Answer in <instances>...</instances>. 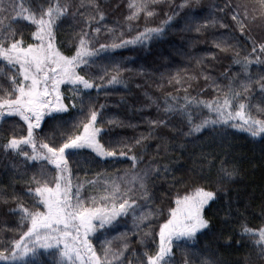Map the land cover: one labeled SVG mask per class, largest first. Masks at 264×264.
<instances>
[{"label": "snow or ice", "instance_id": "1", "mask_svg": "<svg viewBox=\"0 0 264 264\" xmlns=\"http://www.w3.org/2000/svg\"><path fill=\"white\" fill-rule=\"evenodd\" d=\"M157 3L159 0H133L129 4L131 11L127 21L139 20L141 13L148 18L155 16L152 8ZM258 4L264 15V0H258ZM187 6V3L181 5L182 8ZM73 7L70 0L66 3L55 0L54 5H49L46 9L38 7L33 10L30 5L26 7L23 0L18 4L11 0L4 4L0 0V61L4 63V67H0V78L7 84L5 86V83H0V121L6 116L19 117L27 125L26 135L19 138L13 135L3 145V151L6 155L14 153L24 161L40 162L42 165L39 172L31 177L30 182L35 186L28 188L31 207H26L20 197L16 196L14 199L18 207L9 209L19 215L18 226L24 229L19 239L13 242L10 254L0 252V260H10V264H48L49 258L52 259V264H133V261L125 257L129 249L126 234H121L124 237L122 248L117 250L112 247L111 242H106L107 247L102 245L103 251L100 254L91 237L97 233L103 235L105 230L114 227L118 220L129 215L137 228L149 220L153 215L152 211L140 215H137V211L153 199L151 185L161 171H171L167 166L158 167L152 161L145 163L144 159L147 153L144 141L153 136L156 128H168L167 119L150 121L153 132L135 139L134 143L124 139L101 142L109 135L112 127L123 126L124 122L115 118L104 119L102 112L105 105H97L89 93L98 92L106 84H121V62H114L112 73L105 69V74L99 77V81L88 69L96 63L102 52L129 45L147 46L151 41L163 38L166 27L172 23V17L160 27H145L144 31L130 40L123 38V32L116 35L115 29H105L114 39L111 44L101 43L96 48L93 40L102 32V22L105 21L103 11L95 0H90L87 4L85 0H81L77 13L71 11ZM85 7L93 8L95 14L81 21L83 26L77 33L74 48L69 50V54H65L56 44L57 28L68 17L78 20L83 15L79 13V8ZM232 7L234 12L231 18L239 26L241 35H244L250 30L246 6L235 4ZM241 8L245 11L241 12ZM21 20L34 27L31 42H26L23 30L14 26ZM251 20H256V17H251ZM93 21L96 22L95 25ZM190 27L200 31L201 28L208 27V24L198 26L193 21ZM216 47L221 51H228L236 46L227 39H220L216 42ZM252 51L264 56V41L259 43V48L253 44ZM235 63L242 67L243 79L233 78L225 86H218L217 96L211 102L189 100L187 97L184 98L183 105L176 97L172 98L176 101L174 104L165 101V116H178L182 118L180 123L187 122L189 130L186 133L176 127L179 135L193 136L207 131L210 135L218 134L223 137L227 129L237 128L253 138L259 137L264 145V106H257L253 112L251 97L253 83H258L264 94V77L257 81L249 71L253 64H264V59L257 57L254 60L249 56L241 58L240 53L236 52ZM204 79L207 81L210 77L205 76ZM176 83L180 84V80L177 79ZM65 85L73 93L70 102H66L62 91ZM193 106L207 109L215 118L209 116L195 123L193 112L188 110ZM73 109L77 110L76 118H71ZM65 116L69 119L66 120ZM57 121L59 123H55ZM50 122V134L41 138L37 130L43 132ZM157 139L160 142L154 147L159 154L165 149L167 139L164 136H158ZM25 146L30 147L31 153ZM138 147L144 151L137 152ZM85 150L105 161L123 157L131 160L132 164L122 176L118 174L115 178H105L100 185L102 195L85 197L82 185H73L72 166L69 162L70 157L78 156ZM203 158L207 159L206 156ZM226 164V159L220 161L213 178L210 173L214 165L209 162V173L199 176L200 181H208L209 184L193 187L190 194L177 195L175 207L170 209L159 228V243L155 253L146 250L143 259L133 253L135 264H170L174 246L191 249L192 254L196 253L199 238L213 229L205 210L218 200L219 193L225 191L224 186L233 181L237 174L234 165L229 169ZM48 165L55 169L52 179H48ZM12 167L16 170L15 165ZM88 183L95 186L98 181ZM210 186L215 190H211ZM141 201L145 203L142 205ZM4 202L8 203V200L5 198ZM162 212V209H157L155 214ZM147 235L149 233H144V236ZM242 235L258 237V258L264 261V229L245 227ZM141 241L143 242V236ZM201 256V264H224L216 258L218 253L211 248L201 252Z\"/></svg>", "mask_w": 264, "mask_h": 264}, {"label": "trees", "instance_id": "2", "mask_svg": "<svg viewBox=\"0 0 264 264\" xmlns=\"http://www.w3.org/2000/svg\"><path fill=\"white\" fill-rule=\"evenodd\" d=\"M8 4L10 0H3ZM19 3L20 0H11ZM25 6H31L33 10L38 7L46 9L54 5L55 0H23ZM69 0H60L66 3ZM74 5L71 9L77 13L81 0H70ZM90 0H85L89 3ZM105 15L102 22V32L93 40L96 48L100 44H111L114 36L105 29H115L116 35L123 32L124 39H133L145 27H160L165 20L172 17V23L166 27V35L161 39L150 42V45H129L114 51L102 52L91 65L88 71L95 75L97 81L104 76V70L112 73L114 62H121V80L119 85H112L91 91L89 95L96 100L97 105H105L102 116L104 119L115 118L123 121V126H115L109 131L106 140L124 139L132 143L135 139L148 136L153 132L150 121L160 118L169 121V127L155 129L153 136L144 141L147 147L145 163L152 161L156 166H167L171 171L159 174L151 185L153 199L147 202V206L138 209L137 215L153 212L149 220L139 228L131 215L118 220L114 227L91 237L92 243L98 254L103 251L102 245L111 242L115 249L123 247L126 234L129 249L125 253L127 260L135 264L133 253L143 259V253L147 250L154 254L159 243V228L165 222L171 208L175 207L177 195L190 194L195 186L208 185V181H200L199 176L209 173L215 178L221 160H227L226 167L231 169L233 165L237 174L233 181L228 182L225 191L219 193V198L206 210V216L212 221L213 229L199 238V244L195 254L191 249L174 246L173 259L170 264H201V252L211 248L218 253V259L224 264H264L258 258V237L242 235L245 227L253 230L264 229V145L260 138H253L247 132L237 128L227 129L226 135H210L207 131L193 136L179 135L176 127L187 132V122L180 123L181 117L165 116L164 104H174L172 98H178L181 105L184 98L189 100L212 101L217 96L218 86L223 87L233 78L243 79L244 71L235 63V53L239 52L241 58L249 56L252 59L261 56L259 52H253V44L259 48V43L264 41V15L259 10L258 0H159L152 10L155 16L148 18L141 13L139 20L127 21L130 14L129 4L133 0H95ZM187 3V7H181ZM235 4L246 6L249 15L247 21L249 31L241 35L239 26L232 20ZM19 9L17 8V12ZM245 11L244 8L240 9ZM79 19L68 17L61 23L56 31V44L65 54L74 48L77 33L83 26L81 21L95 14L91 7L79 8ZM255 16L256 20H251ZM208 24V27L197 31L190 27L191 23ZM93 21V25H95ZM223 25H227L224 27ZM23 30L26 42L30 41L34 27L21 20L14 25ZM94 34V33H93ZM220 39H227L235 48L221 51L216 47ZM74 54V53H73ZM0 67L4 63L0 61ZM250 74L255 80L264 77V64H253ZM84 74V72H81ZM205 76H209L207 81ZM227 76V79L225 77ZM180 80V84L176 80ZM107 77H105V83ZM0 83L6 82L0 78ZM66 102H70L73 96L69 86L62 88ZM253 112L257 106H264V94L261 93L258 83H253L252 91ZM78 102V101H77ZM99 110V108H97ZM193 112V120L199 123L200 119L215 118L207 109H188ZM76 109L72 110V117L76 118ZM65 119L69 117L65 116ZM59 123V121L55 122ZM52 123L50 122L43 132L37 130L41 138L50 134ZM27 125L19 117H5L0 121V252L10 254L13 242L19 239L22 231L18 225L20 217L9 209H15L18 204L15 197L19 196L26 207H31L32 201L27 195L28 188L34 187L31 177L41 168L40 162L24 161L22 157L14 153L6 155L3 145L13 135L17 138L26 135ZM219 128V126H217ZM106 130L108 128L106 127ZM158 136L167 139L165 149L159 154L154 147L160 141ZM175 137V139H172ZM199 137V139H197ZM31 153V149L25 146ZM137 152L144 151L137 148ZM203 154V155H202ZM207 157L204 159L203 157ZM73 172V185H82V194L85 197L97 196L98 185L106 177L115 178L129 170L132 161L123 157L109 159L107 161L96 157L94 153L85 150L82 154L70 157L69 160ZM78 162V163H77ZM16 166V170L13 169ZM48 179H52L55 169L47 166ZM88 181H98L93 186ZM193 181H196L194 184ZM211 190H215L210 186ZM75 190V187H74ZM8 203L4 202V199ZM145 202L141 201L143 205ZM229 206L231 213L229 214ZM157 209H162V214H155ZM135 233V234H134ZM144 233L149 235L144 236ZM143 236V242L141 238ZM229 241L231 243H229ZM255 245V246H254ZM207 255V252H204ZM0 264H10V260H0ZM48 264H52L49 258Z\"/></svg>", "mask_w": 264, "mask_h": 264}, {"label": "rangeland", "instance_id": "3", "mask_svg": "<svg viewBox=\"0 0 264 264\" xmlns=\"http://www.w3.org/2000/svg\"><path fill=\"white\" fill-rule=\"evenodd\" d=\"M210 102H211V101H210ZM213 116H214V115H213ZM102 182L104 183V181H102ZM98 188H99V190H98V195H97V196L103 194V189L100 187V185H98Z\"/></svg>", "mask_w": 264, "mask_h": 264}]
</instances>
